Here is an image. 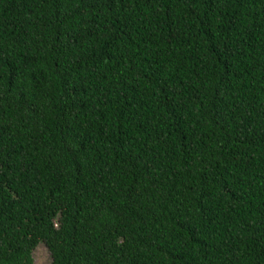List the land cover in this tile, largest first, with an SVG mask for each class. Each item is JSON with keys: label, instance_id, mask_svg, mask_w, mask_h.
Returning <instances> with one entry per match:
<instances>
[{"label": "trees", "instance_id": "trees-1", "mask_svg": "<svg viewBox=\"0 0 264 264\" xmlns=\"http://www.w3.org/2000/svg\"><path fill=\"white\" fill-rule=\"evenodd\" d=\"M264 264V0H0V264Z\"/></svg>", "mask_w": 264, "mask_h": 264}, {"label": "rangeland", "instance_id": "rangeland-1", "mask_svg": "<svg viewBox=\"0 0 264 264\" xmlns=\"http://www.w3.org/2000/svg\"><path fill=\"white\" fill-rule=\"evenodd\" d=\"M31 264H49L50 256L43 243H38L32 250Z\"/></svg>", "mask_w": 264, "mask_h": 264}]
</instances>
